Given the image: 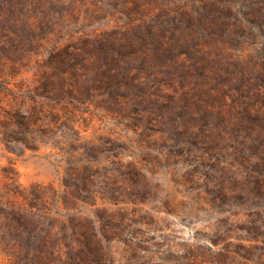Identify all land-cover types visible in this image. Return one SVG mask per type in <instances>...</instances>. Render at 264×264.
<instances>
[{"label":"rangeland","instance_id":"obj_1","mask_svg":"<svg viewBox=\"0 0 264 264\" xmlns=\"http://www.w3.org/2000/svg\"><path fill=\"white\" fill-rule=\"evenodd\" d=\"M0 264H264V0H0Z\"/></svg>","mask_w":264,"mask_h":264}]
</instances>
